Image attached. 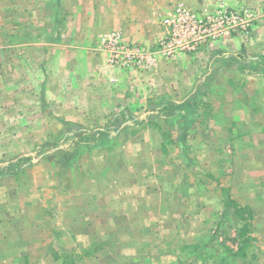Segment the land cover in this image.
I'll return each instance as SVG.
<instances>
[{
  "label": "rangeland",
  "instance_id": "obj_1",
  "mask_svg": "<svg viewBox=\"0 0 264 264\" xmlns=\"http://www.w3.org/2000/svg\"><path fill=\"white\" fill-rule=\"evenodd\" d=\"M27 2L0 0V264H264V60L211 51L189 112L58 119L67 4Z\"/></svg>",
  "mask_w": 264,
  "mask_h": 264
},
{
  "label": "crops",
  "instance_id": "obj_2",
  "mask_svg": "<svg viewBox=\"0 0 264 264\" xmlns=\"http://www.w3.org/2000/svg\"><path fill=\"white\" fill-rule=\"evenodd\" d=\"M21 1L25 6L29 0ZM60 1L67 4L65 17L70 30L59 37L50 52L49 69L57 79L48 92L60 113L56 116L58 119L81 122L91 118L117 119L125 114L131 117L146 103L158 99L168 103L170 109L174 105L189 112L191 106L200 103L204 82L211 75L214 66L210 60L211 51L214 56L222 53L224 56L264 58V0ZM36 3L53 6L50 0H36ZM176 5L189 7L200 15L218 8L249 10L254 13L253 25L247 34L218 40L196 55L182 54L174 59L156 56L155 65L147 69H122L108 64L106 52L97 46L106 33L117 31L125 42L153 49L156 39L165 32L162 17ZM20 37V49L15 50L21 56L22 68L29 71L32 43L28 36ZM35 44L36 55H43L44 48ZM10 49L13 48H6ZM38 63L42 64L36 67L38 76L45 81L44 63L41 60Z\"/></svg>",
  "mask_w": 264,
  "mask_h": 264
},
{
  "label": "built area",
  "instance_id": "obj_3",
  "mask_svg": "<svg viewBox=\"0 0 264 264\" xmlns=\"http://www.w3.org/2000/svg\"><path fill=\"white\" fill-rule=\"evenodd\" d=\"M254 13L249 10L218 8L200 15L184 5L171 8L161 19L165 28L154 48L122 40L117 31L106 33L97 43L107 54L109 65L122 69H147L156 63V56L174 59L182 54L196 55L212 43L232 35H245L253 25Z\"/></svg>",
  "mask_w": 264,
  "mask_h": 264
},
{
  "label": "trees",
  "instance_id": "obj_4",
  "mask_svg": "<svg viewBox=\"0 0 264 264\" xmlns=\"http://www.w3.org/2000/svg\"><path fill=\"white\" fill-rule=\"evenodd\" d=\"M256 59H257L258 61H263V60H264L262 56H257ZM252 62H253V61H252Z\"/></svg>",
  "mask_w": 264,
  "mask_h": 264
}]
</instances>
